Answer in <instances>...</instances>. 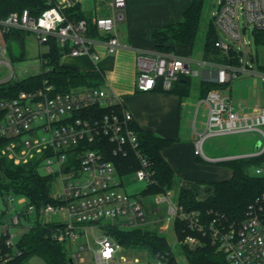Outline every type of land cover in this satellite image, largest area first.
<instances>
[{
    "label": "built area",
    "instance_id": "1",
    "mask_svg": "<svg viewBox=\"0 0 264 264\" xmlns=\"http://www.w3.org/2000/svg\"><path fill=\"white\" fill-rule=\"evenodd\" d=\"M43 1L46 8L37 16L24 9L0 17L2 34L23 31L33 34L42 45L52 38L59 46L69 49L67 54L71 57L88 56L93 62L99 60V55L93 51L96 40L104 43L107 54L119 49L116 23L125 19L127 0H110L109 16L92 17L91 24L101 38L87 36L89 24L86 20H68L65 11L81 0ZM212 18L216 29L236 44L235 48L218 39L215 46L226 56L233 52L236 64L215 65L167 54H139L135 62L136 89L149 92L160 86L167 92L179 78L196 77L200 74L199 68L214 67L211 82L218 86L231 84L240 74H256L264 91V72H255V58L244 38L250 29L252 34L255 30H264V0H220ZM6 54L5 46L0 45V61L8 64ZM116 106L119 112L113 110L101 116L93 110ZM132 122V116L121 108L117 95L101 87H79L60 93L53 85L45 84L38 90L21 91L16 97L0 100V141L6 140L0 156L14 165L33 162L41 176L52 177L50 197L56 203L44 206L39 220L41 217V222L52 226L49 237L64 246L68 264H113L114 260H119L121 251L133 250L117 242L108 232L110 227L124 230L156 227L162 233L170 227L173 229L176 219L183 221L186 229L192 232L183 239H178L174 232L177 246L194 250L207 235L228 264H264V191L247 207L243 219L238 222H231L223 215L204 221L200 212L185 211L173 202L172 190L149 196L119 191L121 177L113 163L104 159L102 139L113 145V155L126 156L134 150L140 162L134 172L135 179L146 186L153 182L154 171L138 150L137 135L130 126ZM263 126L264 103H255L245 109L241 103L234 104L221 89H211L195 105L193 155L216 164L261 156L264 154ZM242 132L259 134V143L253 153L222 158H209L204 154L203 144L207 138ZM251 175L264 177V167H256ZM147 197H153V203L143 199ZM3 198L6 209H15V198L17 205L23 207L11 217L7 230L0 232L5 245L13 247L20 237L14 240L16 234L11 228L23 227L21 220L33 214L34 220L25 231L30 229L37 219L36 213L33 206H27L24 196L9 193ZM161 205L165 206L164 212ZM112 220H121V223H108ZM143 251L147 261L135 260L134 264H180L178 256L187 261L182 249L178 253L173 248V257L166 254L156 258Z\"/></svg>",
    "mask_w": 264,
    "mask_h": 264
},
{
    "label": "trees",
    "instance_id": "2",
    "mask_svg": "<svg viewBox=\"0 0 264 264\" xmlns=\"http://www.w3.org/2000/svg\"><path fill=\"white\" fill-rule=\"evenodd\" d=\"M103 2L105 0H94ZM188 8L183 12V21L177 24L155 28L151 34L155 42V51L161 54H170L177 44L187 45L190 52H194L197 40L200 19L202 16L205 0H189ZM46 5L43 0H0V17H5L11 12L29 10L33 16L39 15ZM68 20L77 21L84 19L88 22L87 36L101 38L91 24L92 17L87 15L78 3L65 11ZM254 39L258 46L264 47V30H255ZM27 33L23 31H11L3 34L6 41V51L12 55V60L23 59L24 38ZM219 39L218 31L213 18L207 25L204 41L201 47V57L205 61L224 63L232 61L235 63L233 52L226 56L215 46ZM44 46L46 51L39 56L41 71L27 78L7 81L0 84V100L16 97L21 91H34L42 88L45 84L53 85L56 92L65 93L79 87L102 86L103 78L97 71H79L76 68L61 64V57L69 49L61 47L55 39H49ZM14 49L19 50L18 56L13 53ZM257 69L264 72V65L256 61ZM202 96L204 97L211 89L218 88V85L211 82H201ZM156 91H162L157 86ZM189 90V77L179 78L167 91L179 96H184ZM164 92V91H163ZM98 116L110 114L113 110L119 112V107L94 108ZM136 132L138 139V150L149 162L154 171L153 182L146 186L141 192L142 195H156L173 190L175 177L171 167L162 158L161 151L169 147L173 140L161 138L149 130L138 127L134 122L130 124ZM103 143L104 159L115 166L118 175L124 176L134 173L140 162L134 150L126 156L113 155V145L107 139ZM6 140L0 141V151L5 146ZM96 148V145H92ZM197 158V157H196ZM198 159V158H197ZM232 172L229 180L208 183L207 197L198 199L195 190L177 189L176 202L185 211H198L202 219L208 221L217 215H223L231 222H238L243 219L247 207L253 200L264 191V177L251 175L248 170L251 166L264 164V154L258 157L241 158L218 163ZM52 177L41 176L33 162L25 165H14L6 157L0 156V198L12 193L17 196H24L27 206H33L36 213V220L30 229L24 231L13 247L5 245L4 238H0V264H27L30 258L37 256L45 261V264H68V256L64 246L49 237L51 225L39 220L41 209L47 204H55L51 199ZM174 232L178 239L192 234L186 229L185 223L176 219L174 221ZM108 232L124 248L133 250H145L152 258L166 255L173 257L172 248L169 246L165 236L157 232L156 227L133 228L121 230L110 227ZM185 254L188 264H228L225 256L216 251L208 236L202 238V244L194 250L181 248Z\"/></svg>",
    "mask_w": 264,
    "mask_h": 264
},
{
    "label": "crops",
    "instance_id": "3",
    "mask_svg": "<svg viewBox=\"0 0 264 264\" xmlns=\"http://www.w3.org/2000/svg\"><path fill=\"white\" fill-rule=\"evenodd\" d=\"M91 1L89 4L92 6L95 1ZM79 4L91 17L111 14L108 5V13L104 11L105 14L98 15V11L102 13L99 8L94 7L89 14L86 11L88 7H84L81 1ZM189 4V0H127L123 30H119V22L116 23L120 47L114 54H107L104 43L96 40L93 51L99 55L97 62H93L88 56L71 57L67 53L61 57L60 62L79 71H97L101 74L103 78L101 88L117 95L121 108L132 116L133 122L138 127L149 130L158 137L173 140L169 147L161 151V156L174 173L177 189L186 188L195 190L199 194L202 192L207 194L208 183L226 181L232 176L228 168L205 162L193 155L192 120L196 102L202 98L200 83L211 82L215 74L214 67L199 68L200 74L196 76L198 80L194 84L189 77V90L184 96L156 90L141 92L135 86L137 56L158 53L155 51V42L151 37L153 30L182 22L183 12ZM0 33V45L6 48L1 29ZM192 54L187 45L177 44L174 46V51L167 55L198 62L205 61L201 57V52L199 58H192ZM206 62L215 65L236 64L233 60L224 63ZM3 64L9 65L0 61V65ZM255 67L257 69V65ZM244 76L246 79V74ZM7 81L10 80H0V84ZM242 82L237 79L227 86H218V89L225 92L234 104L241 103L245 109L255 103L263 104L264 91L261 90L260 83L253 94L250 88L246 93V88L241 85Z\"/></svg>",
    "mask_w": 264,
    "mask_h": 264
},
{
    "label": "rangeland",
    "instance_id": "4",
    "mask_svg": "<svg viewBox=\"0 0 264 264\" xmlns=\"http://www.w3.org/2000/svg\"><path fill=\"white\" fill-rule=\"evenodd\" d=\"M109 1L110 0H105L103 2L96 1L95 3H92V6L91 4H89L90 2H92L91 0H81V3L84 7L85 6L88 7L86 8V11L89 14H91L94 7H96V9L99 8L102 11V13L98 11V15L101 14L103 15L105 14L103 13L104 11L105 12L108 11L107 5ZM219 1L220 0H205L192 58L200 57V50L205 38L208 22L212 18V15L217 11L219 6ZM242 24L243 21L242 19H240V25L242 26ZM118 26H119V30H123L124 21H120L118 23ZM217 31H218L219 39L227 43H231L236 48V44H233L231 39H229L220 30ZM244 38L247 42H249L252 56L255 58L256 61H258V63L264 65V47H260L256 44L254 39V34H252L251 29L249 32H247L244 35ZM44 51H46V46L39 44L38 40L35 38L33 34H27L25 38V49H24L23 59L12 60V55H9L7 53L5 55V59L7 60L9 65H4V64L0 65V80L7 79L10 81H16L39 73L41 68L39 56ZM13 53H15V56H18L20 51L14 49ZM247 58L249 64H251L249 60V56ZM255 66H253V68L255 72H257ZM190 78L192 79L193 84L198 80L197 77H190ZM237 79L239 81H243L241 85L244 88H246V93L250 88L252 93L255 94V89L260 83V79L258 76L246 75V79H245L244 74H240V76ZM262 130L264 131V126L262 127ZM258 143H259V134L256 132H242V133L216 135V136H211L205 140L203 144V152L209 158L211 157L222 158V157H230V156L249 155L257 149ZM258 166L264 167V164L251 166L248 172L252 174L253 170ZM120 180H121V185L119 187L120 192L126 193L128 195L142 196L141 192L146 188V184L144 182L136 180L134 173L124 176ZM207 196L208 195L206 193L203 192L201 194L198 193V199H204ZM176 197H177V186H175L174 189L172 190L171 200L175 202ZM143 199H145V201L150 204L153 203V197H147ZM14 204H15L14 208L16 210L13 208L6 209L4 203L2 202V199L0 198V232H5L7 230L6 226L10 224L11 217L15 214V212H19L23 210L22 206L17 205L16 198L14 200ZM164 209L165 206L161 205V210L163 212ZM41 219L42 218L40 217V220ZM33 220H34V215L32 214L29 215L27 218L21 220L23 227L11 228V232L16 234L14 240H17L24 233L25 227L28 226L29 224H32ZM109 222L117 225L121 223V220H112V221H108V223ZM157 232L165 236L167 242L169 243V246L172 249L174 248V251L176 252L178 251V253L181 251L180 249L181 247L175 244L174 230L171 227L166 232L160 233L158 230ZM97 234L98 232L96 233V235ZM118 258L119 260L118 261L114 260L113 264H134L135 260L138 261L139 263H144L147 261V255L144 253L143 250H123L119 253ZM122 259H124L125 262H123ZM178 261L180 264H188L183 257L178 256ZM27 264H45V261L40 257L34 256L30 258Z\"/></svg>",
    "mask_w": 264,
    "mask_h": 264
},
{
    "label": "water",
    "instance_id": "5",
    "mask_svg": "<svg viewBox=\"0 0 264 264\" xmlns=\"http://www.w3.org/2000/svg\"><path fill=\"white\" fill-rule=\"evenodd\" d=\"M243 31H244V30H243ZM257 145H258V144H257ZM5 201H6L5 198H3V202H4V203H5ZM69 262H70V260H69Z\"/></svg>",
    "mask_w": 264,
    "mask_h": 264
}]
</instances>
